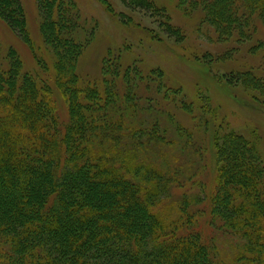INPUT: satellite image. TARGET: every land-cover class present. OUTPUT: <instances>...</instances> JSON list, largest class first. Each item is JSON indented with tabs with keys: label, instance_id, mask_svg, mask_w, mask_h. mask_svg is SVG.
<instances>
[{
	"label": "trees",
	"instance_id": "16d2710c",
	"mask_svg": "<svg viewBox=\"0 0 264 264\" xmlns=\"http://www.w3.org/2000/svg\"><path fill=\"white\" fill-rule=\"evenodd\" d=\"M129 3L154 8L148 0ZM199 3L220 38H246L264 24V0ZM38 7L69 119L60 122L48 87L22 74L11 50L8 66L0 65V264H264V162L256 147L236 135L219 148L210 218L240 240L221 254L196 228L195 197L172 199L181 171L140 157L174 141L157 121L133 125L141 111L130 66L108 58L104 91L80 88L78 61L91 38L76 3L38 0ZM25 14L21 0H0V18L29 42ZM229 76L264 95V80L252 72ZM174 128L180 138L192 135ZM167 204L175 209L170 217L161 213Z\"/></svg>",
	"mask_w": 264,
	"mask_h": 264
},
{
	"label": "rangeland",
	"instance_id": "374dc122",
	"mask_svg": "<svg viewBox=\"0 0 264 264\" xmlns=\"http://www.w3.org/2000/svg\"><path fill=\"white\" fill-rule=\"evenodd\" d=\"M90 43L78 61L82 89L105 88L104 63L108 58L129 67L131 85L141 116L133 125L155 124L173 144L140 154L158 166L172 162L181 171L180 186L173 187L172 199L182 195L197 200L196 228L204 240L214 242L221 254L239 244L210 218L209 196L218 183L219 148L233 136H241L256 147L264 162V95L229 75L252 72L264 80V24L246 38H220L203 21V0H148L154 8H140L129 0H73ZM27 19L29 42L0 18V65L9 64L14 50L22 61V74H30L48 97L61 123L69 119V100L55 80L54 55L41 29L38 0H21ZM166 26L180 30L173 35ZM116 84L125 90L124 78ZM149 122L151 124H149ZM130 123V122H129ZM192 135L178 137L175 126ZM166 203H170L167 201ZM166 216L175 214L173 205L161 208Z\"/></svg>",
	"mask_w": 264,
	"mask_h": 264
}]
</instances>
